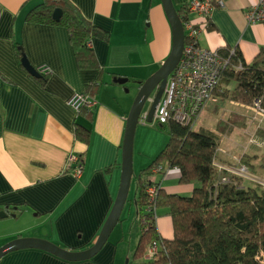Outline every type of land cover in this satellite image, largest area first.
Instances as JSON below:
<instances>
[{"label":"crops","instance_id":"0c3cea01","mask_svg":"<svg viewBox=\"0 0 264 264\" xmlns=\"http://www.w3.org/2000/svg\"><path fill=\"white\" fill-rule=\"evenodd\" d=\"M41 1L0 0V211L7 213L0 217V246L17 237H42L67 250L81 251L94 241L115 200L128 113L139 83L169 54L172 33L161 0H69L87 20L109 33L108 40L89 39L96 63L79 67L65 26L26 19ZM188 1L172 0L176 10ZM256 1L224 0L223 7L213 8L211 26L200 33L198 44L236 48L250 63L264 49V24L245 17ZM19 47L36 69L47 67L49 75H30L17 56ZM117 78L127 80L119 83ZM73 93L90 94L98 103L90 112L76 113L67 104ZM213 97L194 127L216 136L213 163L217 170L241 176L238 171L244 168L264 178L259 167L264 118L259 121L251 105ZM77 124L89 130L86 141L76 139ZM158 149L148 154L147 166ZM69 153L83 156L79 178L63 170ZM245 155L256 157L248 168L241 159ZM179 176L178 169H170L142 178L167 193L189 196L198 183L180 184ZM126 202L117 236L110 238V233L90 258L69 261L42 249L23 248L0 257V264H127L141 232L125 227ZM158 209L157 232L170 238V216L165 208L164 215H159Z\"/></svg>","mask_w":264,"mask_h":264},{"label":"trees","instance_id":"16d2710c","mask_svg":"<svg viewBox=\"0 0 264 264\" xmlns=\"http://www.w3.org/2000/svg\"><path fill=\"white\" fill-rule=\"evenodd\" d=\"M55 8L62 11L58 20L52 18ZM177 13L183 20L187 13L186 6L177 9ZM26 19L65 26L79 67L96 63L93 50L87 45L91 37L109 38L108 32L87 20L69 0H42L29 11ZM210 26L211 19L207 29ZM216 50L228 63L223 68L214 95L247 105H251L255 98H260V106L264 109V49H260L250 63L243 60L236 48L232 52L227 47ZM21 53L19 47V59ZM239 64L241 68L237 69ZM39 73L41 78L49 75ZM83 110L90 112L92 109L82 107L79 112ZM157 127L167 134V141L137 176V192L133 201L137 219L144 216L146 225L140 224L141 235L132 260L139 259L150 243L158 242L161 247L160 262L264 264V257L261 256L264 252V185L249 181L250 184L243 187L242 176L217 170L213 163L217 139L212 132L204 128L183 126L174 121L157 124ZM88 134V129L77 124V140L86 141ZM79 157L83 161V156ZM255 158L245 155L241 159L248 168V164ZM155 166L176 167L180 173V184L197 182L198 185L189 196L167 193L157 183L142 178V175L152 172ZM259 167L264 170V153ZM222 177H228L229 181L221 182ZM149 185L158 188L155 218L153 213L147 211L150 203L145 189ZM158 208L167 209L170 216V238H163L157 232L155 219Z\"/></svg>","mask_w":264,"mask_h":264},{"label":"built area","instance_id":"2783aa9c","mask_svg":"<svg viewBox=\"0 0 264 264\" xmlns=\"http://www.w3.org/2000/svg\"><path fill=\"white\" fill-rule=\"evenodd\" d=\"M187 13L183 17L182 25L184 31V45L181 57L175 68L168 74L161 97L155 106L152 121L148 122V107L143 109L139 115L142 124L153 123L164 124L167 121H174L180 125L192 127L196 123L201 110L208 101L213 100L214 91L218 86L223 68L228 63L222 58L216 49L201 47L198 44V36L207 29V24L211 19V11L215 7H223L224 0H190L186 4ZM248 22H260L264 24V0H257L245 12ZM87 45L90 46L88 40ZM233 49H231V52ZM241 68V64L236 66ZM39 72L49 73L47 67H41ZM152 96L147 103H151ZM97 99L86 93H73L67 104L78 113L82 107L93 108L97 105ZM251 109L260 117L264 118V109L260 106V98H255L251 104ZM170 169L176 167L161 168L155 166L152 172L168 173ZM65 172L74 178H79L83 171V161L79 155L69 153L63 167ZM228 177H222L221 182H228ZM158 188L149 185L145 189L150 205L147 211L153 213L155 218V198ZM139 223L146 225V219L142 216ZM161 247L158 242L150 243L144 254L127 264H171L170 262H160Z\"/></svg>","mask_w":264,"mask_h":264},{"label":"water","instance_id":"95a60500","mask_svg":"<svg viewBox=\"0 0 264 264\" xmlns=\"http://www.w3.org/2000/svg\"><path fill=\"white\" fill-rule=\"evenodd\" d=\"M161 3L171 27V49L157 70L144 81L139 83L140 86L136 92L127 117L125 137L122 145L121 173L117 195L98 235L88 248L81 251L67 250L42 237H17L0 246V257L8 252L18 249L37 248L50 252L65 260L80 261L92 257L105 244L111 231L119 221L121 212L127 199L130 182L133 175L134 134L136 126L139 122L140 112L147 103L148 98L152 96V101L148 106L147 117L148 122L152 121L154 109L163 92L167 76L175 68L183 50L184 31L182 21L177 13V10L173 5L172 0H161ZM61 14V9L55 8L52 12V18L54 20H58ZM20 62L30 75L40 77L39 71L29 62L23 50L21 53ZM114 80L119 83H123L127 79L117 78ZM1 216H7V213L0 211V217Z\"/></svg>","mask_w":264,"mask_h":264},{"label":"rangeland","instance_id":"374dc122","mask_svg":"<svg viewBox=\"0 0 264 264\" xmlns=\"http://www.w3.org/2000/svg\"><path fill=\"white\" fill-rule=\"evenodd\" d=\"M156 70V69H155ZM135 91H130V94L132 95ZM149 106V103L145 104V108ZM138 129V130H137ZM137 129H135L134 134V141H133V178L130 184L129 193H128V200L125 205L124 214L126 216L125 227L128 226L135 230H140V223L139 220L135 216V205H134V191H135V178L140 172L139 168H142L143 166H147V162L149 158L147 157L149 153H151L155 148L161 149L163 145L165 144L167 140V134L161 129L160 127H157V124L155 122L153 123H146L142 124L140 121L137 124ZM143 130V131H142ZM155 131V132H154ZM157 131V132H156ZM158 144V145H157ZM158 149V150H159ZM142 152H141V151ZM242 177H244V181L242 183L243 187L249 185V181H254L257 183H261L264 185V178L263 177H257L253 176L250 173L247 172L246 169H241L238 171ZM130 200L132 203H130ZM130 206V213L127 214L128 208ZM165 209H158L159 215H164ZM120 229V223L115 226L114 232H111L110 238H113L117 236V231ZM45 229H41V234L46 237V233L44 231ZM139 232V231H137ZM138 235V234H137ZM126 238H128V235H126ZM261 256L264 257V252L261 253Z\"/></svg>","mask_w":264,"mask_h":264}]
</instances>
